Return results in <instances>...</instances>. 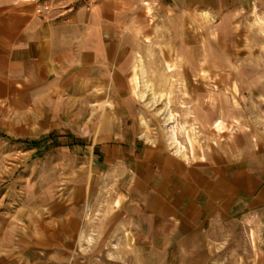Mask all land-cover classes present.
Returning <instances> with one entry per match:
<instances>
[{
	"label": "crops",
	"instance_id": "0c3cea01",
	"mask_svg": "<svg viewBox=\"0 0 264 264\" xmlns=\"http://www.w3.org/2000/svg\"><path fill=\"white\" fill-rule=\"evenodd\" d=\"M218 1L60 0L44 15L40 0H0V264H225L228 229L257 228L244 209L264 205V165L230 170L174 134L169 150L145 121L151 53L179 65L155 37L187 44L195 6ZM18 142L59 154L21 193Z\"/></svg>",
	"mask_w": 264,
	"mask_h": 264
},
{
	"label": "rangeland",
	"instance_id": "374dc122",
	"mask_svg": "<svg viewBox=\"0 0 264 264\" xmlns=\"http://www.w3.org/2000/svg\"><path fill=\"white\" fill-rule=\"evenodd\" d=\"M209 12L203 14L195 6L187 44L181 35L171 37L164 31L155 37L159 46H173L179 65L168 72L165 60L151 53L156 84L141 87L146 125L162 133L169 150L174 134L184 152L195 157L221 155L230 170L264 165V0H220ZM181 56L190 61L189 68ZM219 120L227 127L224 132L214 128ZM18 147L14 169L21 193L31 181L44 185L39 176L50 172L59 154L42 142ZM244 214V227L257 228L228 229L230 242L222 248L225 264H264V205L244 209Z\"/></svg>",
	"mask_w": 264,
	"mask_h": 264
},
{
	"label": "built area",
	"instance_id": "2783aa9c",
	"mask_svg": "<svg viewBox=\"0 0 264 264\" xmlns=\"http://www.w3.org/2000/svg\"><path fill=\"white\" fill-rule=\"evenodd\" d=\"M58 1L60 0H40L39 13L48 15L53 11V3H56ZM71 1L73 6L83 7L87 10H92L100 3L101 0H71Z\"/></svg>",
	"mask_w": 264,
	"mask_h": 264
}]
</instances>
